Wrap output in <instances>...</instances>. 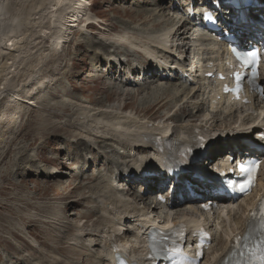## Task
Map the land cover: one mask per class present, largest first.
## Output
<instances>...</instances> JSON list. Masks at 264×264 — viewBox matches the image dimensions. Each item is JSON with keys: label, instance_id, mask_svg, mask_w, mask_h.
Masks as SVG:
<instances>
[{"label": "rangeland", "instance_id": "374dc122", "mask_svg": "<svg viewBox=\"0 0 264 264\" xmlns=\"http://www.w3.org/2000/svg\"><path fill=\"white\" fill-rule=\"evenodd\" d=\"M59 1L47 0L42 5V0H0V77H3L0 90L4 92L0 95V264H72L80 246L77 239L81 231L77 229L82 226L83 229H89L90 225L101 216L100 208L108 203L103 198V203H100L101 199L96 198L107 192L102 184L112 183L111 185L118 189L114 196H121L123 200H129L132 204L131 198L122 192L132 187V191L141 195L140 191L144 189V186L137 180L135 184L126 185L123 177L115 182L110 176H113L112 170L115 166L121 170L125 162L132 163V160L136 158L146 157L147 152L146 155L124 156V158L116 159L115 164L106 166L104 157L97 159L94 155L104 152L112 158H118L116 155L122 152L121 147L117 148L118 144H112L115 147L112 148L106 143L108 149L97 148L90 155L87 152L90 149L86 147V142H89L88 145L93 144V135L100 137L101 130L90 131L87 122L97 114L113 113L112 115H115L116 113L123 118L134 111L141 118L145 116L153 119L155 126H161L159 117L168 112L159 110V105L153 102L156 95L146 93L148 87L153 88L156 84V76L152 77L155 80H147L148 77H143L142 73L138 75L140 70L131 71L135 63L140 62L137 65L140 67L147 60L135 57L132 53L131 56H133L130 59L123 60L128 63L124 62L121 67L116 66V70L109 74L107 55L113 52L123 55L125 50L135 51L136 45H152V36L158 37L160 34L167 33L172 22L177 28L186 19V27L196 31L192 18L187 20L186 13L190 7L189 16L193 15L199 11L198 6L201 4L200 0H194V2L192 0H83L78 21H76L79 22V26L76 28V24L71 23L75 19L70 20L69 12L65 13L64 19L66 18L67 22L74 27L68 30L69 32L64 31L66 34L62 33L60 38L63 41L59 38L60 41L57 40L55 43L50 40L51 37L53 40V30L49 28L59 21L56 18L57 13L55 14L58 7L62 6ZM68 1L64 0L66 5ZM33 4L39 7L36 8L32 6ZM161 7L165 8L166 19L157 16L160 14ZM84 9L86 14L83 13ZM169 10L174 14L168 12ZM135 15H142V17L134 21L131 17ZM143 16L150 19L148 24L143 23L146 20ZM86 19H90L92 24V27L87 29L84 26ZM127 21L134 24L123 25ZM154 21L158 23L162 21L163 24L154 29L155 27H150ZM17 23L20 25L18 26ZM143 24H147L146 27ZM9 30L14 32L9 34ZM195 36H197L196 33L184 32L179 37L178 33L172 44L177 45L180 39L184 44L192 45ZM169 40L171 37L168 38ZM181 41H178V44ZM98 43L102 47L99 45L94 47ZM102 43L108 46V50L100 51L98 54V48H103ZM112 43L119 44L115 48L111 47ZM213 44L214 42L211 41L205 48H211ZM197 51V48L192 45L190 51L184 56L175 52L171 53L168 60L172 65L180 64L181 60L186 65L191 57L197 55ZM155 52H159L157 55L162 57L161 51ZM185 56L186 59H184ZM99 76L104 77L105 84L101 83ZM178 78L179 75H176L171 79L172 81L163 83L176 88L179 86L180 90H185L186 94L181 96L174 105L180 107L186 102L184 114L190 115L195 102L202 104L203 110L195 114L199 118L192 124L197 125L206 117L210 118L216 113L219 119L217 123H214L216 128L213 130L219 132L217 130L225 123L230 125L239 123L247 115H252V119L256 118L250 106L236 108L234 118L227 117L228 109L222 103L215 109H211L206 104L207 96L202 93H197V97L187 100V93L196 91L200 86L197 82L182 84ZM124 81H134V84L143 85L145 89L134 96L132 92L136 87L121 85ZM117 88L131 93L122 97ZM142 98H146V103H141ZM101 102L103 104L99 106ZM175 107H169L168 110ZM118 108H124L123 111L126 113L112 110ZM83 116L89 118L84 120L87 121L86 123L78 118ZM176 123L185 125L189 122L187 119H180ZM210 124L212 123L209 122L208 125ZM247 124L250 125L251 121ZM104 125H108L107 127L113 130L121 127L118 126L117 121ZM109 134L115 135L110 132ZM77 148L87 150L83 157L80 155V160L74 158H79ZM109 149L113 150L112 153ZM73 160L74 164H72ZM90 160L92 163L86 162ZM46 162L53 163L52 165L58 168L53 170ZM77 174L82 175L83 178L93 176L95 179L90 184L84 185V183H78L80 179ZM161 193L162 196H166L164 191ZM251 200V197L241 199L231 206L224 205L225 210H217L214 220L212 219L211 229L214 237L225 239L226 233L238 227L245 215L246 205H249ZM146 203L150 204V201ZM142 207L143 205L139 206V208ZM161 208V213L157 214L158 217H174L173 212H169L164 207ZM192 212L188 213L187 218L182 216L178 218L201 223L204 221V215L196 211ZM235 219L237 225L233 222ZM103 225L112 226L111 223L104 222L100 224V227ZM127 226V223L123 224L121 221L118 226L113 225L111 228L121 229L119 231L121 234L125 233L124 229ZM89 233L90 231H86V234ZM125 235L133 239V233H125ZM92 240H97L96 246H88L85 241L84 248L89 251L91 249L92 253H89L93 255L102 254L103 247L102 244H98L99 238ZM220 245L221 243L215 242L212 237L211 247L202 264H206L211 259V254L218 250ZM85 264L98 263L90 257Z\"/></svg>", "mask_w": 264, "mask_h": 264}, {"label": "bare ground", "instance_id": "6f19581e", "mask_svg": "<svg viewBox=\"0 0 264 264\" xmlns=\"http://www.w3.org/2000/svg\"><path fill=\"white\" fill-rule=\"evenodd\" d=\"M46 1L47 0H42V5L45 4ZM206 1H208V0L204 1V6H208ZM59 3L62 4V6L58 7L59 8L58 11L56 10V12H55V14L57 13L56 18L59 21L54 24L55 26L53 25L52 28H49V30L50 29L53 30V40L51 39L52 37L50 38V40L55 42V43H57V40L62 36V33L66 34V33H64V31L67 32L68 30L72 29V27H74L69 22H67L66 18L64 19V16L66 15L65 13L69 12V17L70 16L72 17V18L70 17V20H73V18L75 19L71 23H75L76 28H77V26H79V22H76V21H78V14L80 13L84 2H83V0H69L67 5H66L64 0H60ZM34 4H36V3H34ZM34 4L32 6L36 7V5H34ZM37 7H39V5ZM159 11H160V14L157 15L158 18L163 17L164 19H166L167 17L165 14V8L161 7V9ZM168 12H172V11L169 10ZM83 13L86 14L85 9H84ZM171 14L173 15L174 13L172 12ZM260 14H263V13H260ZM172 15H170V16L172 17ZM140 17H142V15H135V17H131V18H134L133 20L137 21L138 18H140ZM249 17H250V19H248V21H250V20L254 21V19H253L254 18V12L251 9L249 10ZM143 19H146L143 23L147 22V24H148V22L150 21V19L146 16H143ZM154 20H155V18H154ZM65 21L67 22V24ZM123 21H126V20H123ZM185 21H186V19H185ZM185 21H183L179 25V27H177V28H175L176 25L173 26V22H172L169 25L170 30L167 31V33L160 34L158 37L152 36V45H150V44L145 45V46L136 45L137 47L134 48L135 51H133V52L125 50L123 55H119L118 53H114V52L112 54L107 55L108 58L106 61L108 62L107 69H108L109 74H111L114 70H116V66L118 67V65H120L119 67H121V65L124 63V61H123L124 59H130V57L133 56V55L131 56L132 53H134L135 57H139V58H143V60H147L144 62L145 64H142L138 68L140 70V73L143 74V76H146V75L149 76L150 75L151 78L149 77V78H147V80H151V79L155 80L156 79V84L153 85V88H149V87L147 88L146 87L147 88L146 93L149 95H152V96L156 95L153 102H155L156 105H159L158 106L159 110H162V111L167 110V112H168L166 115L159 117V120L162 122L161 126L160 125L155 126V124H153L151 127H149V124H151L153 122V119H149V117L147 118L144 115H143L144 117L141 118L134 111L128 113L129 115L124 116L123 118H121L119 115H116V113H115V115H112L113 113H111V114L110 113H104L103 115L97 114L95 116H92L90 119L86 116L78 117L80 121H84L88 118L89 119L88 122L86 121L87 127H89L91 129L90 131H92L93 129L101 130V133H100L101 136L97 138L96 135H93L94 136L93 137V144L88 145L89 143L86 142L87 143L86 147H89V149H90L89 151H87L85 149L80 150L79 148H77L76 151L79 154V158L74 157L75 160H77V159L80 160L81 159L80 155H82V157H83L84 152H86V151L91 155V154H93V150H95L97 148L101 149V150L108 149L106 146V143H108V145H110L112 148H115L112 144H118L117 148L121 147L120 149L122 151V152L117 153L116 157H118V158H112V157L108 156V153H104V152L94 155V158H97V159L104 157L105 162H106V166H108V165L111 166L112 164H115L116 159L124 158V156H126V155H127L126 157H129V156H134L135 154L141 153V152H142V154L146 155V152H147L148 156H146V157L141 156V158L137 159L138 164L136 162H135V164H134V162H133V164L125 162L123 164L124 167L121 170L115 166L114 169L112 170L113 176H110L111 178H113L115 180V182H117L119 180V178H121L122 176L126 177V175H128L129 172L132 173V171H135V172H133V174H135V176H137L138 178L139 177L143 178V181L147 184L145 185L146 186L145 189L143 191H141V193H140L141 195H137L134 191H132V187L122 192L124 195L131 198V200L133 201V204H132V203H129L130 202L129 200H123V197H121V196H119V197L114 196V195H116L118 189L115 188L114 186H112L111 185L112 183L111 184H109V183L102 184L103 182H101V184L103 185V188L105 190H107V192H105V193L103 192L104 194L102 196L99 195L96 198L101 199L100 203H103V199H105V201L108 203H107V205H104V207L100 208L99 211L102 212V214H100L101 216L98 217V220H96V222H93L90 225L89 229H83V226L77 229V230L81 231L80 236L77 239V242L80 244V246L78 247L79 249L77 250V252L74 255L75 259L72 261V264H79V262H81V264H85L90 257L97 260L98 264H112V261H111L112 255L110 253L112 244L124 245L125 250H126V247H130L131 250H129V252L132 251L133 255L129 254L128 251L126 250L127 254L132 256L133 260L139 261V260H141V258H143L142 251L144 250V247H145V238L147 236L148 231L150 229H152L153 227H155V225H160V224L162 225V224H166L168 222L185 223L187 225V227H189V226L190 227H203V228L208 230L207 233H212L211 228H212V223H213L214 216H215V212L214 213L212 212L213 208L211 209V212L206 213L204 215L205 219L202 223L197 222V221H193V220H188V219H187V221H185L183 219L178 218L180 216L187 218L188 213H193L192 211H196V212L200 213V215H203L201 212H199L198 209L193 210V208L196 207L195 203H197L198 201H196V198L191 197L190 195H187V193L184 194L182 191L180 192L182 195V202L185 203L183 205H182V202L181 201L179 202L178 199H176V198H175V200L178 202H176V201H171L168 203L166 202L164 204V206H161V205H159L158 202H156L157 201L156 197H157V194L159 193V190H157V188H156L157 185H155V183L159 182V180L156 178H153V179L148 178L146 176V173H152V172H154L153 174H155V173L158 174V173H157V171L152 170L153 167L146 168L145 166H149L152 164L149 161V159H151V156H154L155 154L158 155L157 154V148L153 144L145 143L144 142L145 138H150L151 136H153L155 134L159 135L161 138H165L170 133L168 139L167 140L162 139V142H167V141L168 142H175L177 145H180L179 141H178L179 135L180 136H186L190 141H194L195 136H192V135H194V132L200 131L204 135V137L207 139V143L205 144L207 149L204 152V158H203L202 163L196 164V162L192 161L191 163H189L188 167L193 172V174L189 175V176L186 175V176L179 178V180L184 179V181H188L191 184H193L195 186L194 191L198 195H200L201 199L205 200L204 202H199L197 205V208H199L201 206V204H203L207 201H214L212 199L211 193H209V191L212 189L211 183L214 181V178H213V175H211L209 172H206L202 169L203 164L211 163V162H213V160H215V159L217 160V158L222 160L221 156L226 154V153H228L227 156L235 155L236 151L234 150V147H235V149L240 150V152L242 151L244 154L247 152H250L251 157L255 156L256 152L250 150V148L247 145H244L243 142H249V143L254 144L256 146L263 145V143L259 142V140L256 141V138L259 135L264 136V125L259 126V124L257 123L256 120L253 121V123H251V125H248L247 123L252 120L251 115H247L246 118H244L239 123L238 122L233 123L232 125H230V123H225L223 126H221V128L219 130H217L219 132H215L213 130L214 128H216L214 123H217V121L219 119L216 117L217 116L216 113L213 115L211 114L212 117H210V118L206 117L204 119V121L198 123L197 125L196 124L194 125V123L192 124V122H195L199 118V116H197L195 114L200 113L203 110L201 103L200 104H198L196 102L194 103V105H193L194 107L192 108V111H194L195 113H193L191 111L190 115L184 114L185 113L184 111H186V105H185L186 102L183 103L180 107L174 106L175 103L178 101V99L186 93H185L184 89L180 90L179 86H177V88H176L173 85H165L163 83L165 81H167V82L172 81L171 79L168 80L169 76H171V73H172L171 69L172 68L174 69V67L178 66L176 64H174V66H172V64L169 62L168 58L172 55L171 53H175V52H178L180 55L184 56V54H186L187 52L190 51V49L192 48V45L197 48L198 53L192 59L189 57L191 60L190 65H189L191 67H189V69H188V71H190L189 77L198 76L196 74H201L203 76L200 79L197 78L196 81H195V78H193V80H192L193 83L197 82L200 87H198V89L194 92L190 91L189 94L187 93V95H186L187 100H191V99H194L195 97H197L196 96L197 93H199V94L202 93V95L204 94L205 96L208 97V93L211 92V94L209 96L210 99L206 97V101L208 99V102L206 104L209 105L211 109H215L216 106H218L220 102H222L226 99L225 97H222L218 92H215V85L214 86L212 85V80H208V79L204 78V74H211L213 72V69L211 67H208L209 62H213L215 60V58L211 57L213 52L214 53L216 52L215 57L218 60L225 57L228 54V52H226L225 49H223L222 47L218 46V44L216 45L215 49L213 47H211V51L208 50L207 48H205V46H207L206 43H208L207 42L208 40L206 39V37L203 35H200L197 30L194 31L192 28H187ZM84 22H85L84 26H86L85 29L92 27L90 19H86ZM167 23H165V25ZM129 24H134V23L127 21L126 24H123V25H129ZM147 24H143V26L146 27ZM162 24H163L162 21L160 23L154 21L150 25V27H155L154 29H157ZM19 25L20 24H18V26ZM139 25H141V24H139ZM50 26H52V25H50ZM236 27H237V25H236ZM145 29H147V28H145ZM251 29H252V27L250 26V24H247V25H243L240 30L243 34H246V33H249L251 31ZM13 32H14V30L8 31L9 34H11ZM184 32L192 33V34L196 33L197 36H195V41L192 42V45L184 44L183 41H181L180 39L178 40L179 42L181 41L180 44H178V41H177V45H175V44L173 45L172 42L175 39L176 35L179 33V37H180V35H183ZM116 37H118V35ZM169 37H171V40L168 41ZM9 40H11V39H9ZM61 40L63 41V39H61ZM58 41H60V40H58ZM118 44L112 43L110 45H111V47L116 48V45H118ZM10 45H12V44H10ZM17 45H19V44H17ZM98 45H99V43L95 44L94 47H97ZM12 46H14V45H12ZM52 46H55V45H52ZM99 47H102V46L99 45ZM151 48H152V50H151ZM106 49L108 50V46L103 44V48L102 49L98 48L99 51L97 53L100 54V51L101 52L107 51ZM156 50L161 51L160 54H162V57H159L157 55V54H159V52H155ZM215 50H217V51H215ZM95 53H96V51H95ZM179 54H178V56H179ZM102 55H101V57H102ZM200 56L201 57L205 56L206 58H204V59L201 58V61H200V59H199ZM185 58H186V56H185ZM148 61H150V62H148ZM126 63H128V61H126ZM134 63L135 62H133V64ZM139 63H137V64L135 63V66L139 65ZM154 63H156V64H154ZM200 64H201V66L196 67V65H200ZM169 65H171L172 68H170ZM131 66H133V65H131ZM178 67H183V66H178ZM203 69H206V71H204ZM131 71L136 72V67L134 69H132ZM186 71L187 70L185 68H183L182 71L179 69L178 70L175 69V72L179 73L182 76L186 74ZM154 76H156L155 79L152 78ZM98 79H101V83L105 84V79L103 76L102 77L99 76ZM133 80H134V78H133ZM143 80L145 81L146 79H143ZM2 81H3V77L1 76L0 82H2ZM183 83L187 84L188 82H183ZM204 83H208L206 89L203 88ZM261 83H264V77H261ZM0 85H2V84L0 83ZM121 85L129 86V87H133V88L136 87L135 91L132 92L134 94V96L137 93H139L140 91H143L145 89L144 87H142L143 85L134 84V81L133 82L124 81ZM117 89L120 90L119 94H121L122 97H125L128 93H131V92H128L126 90L122 91L119 88H117ZM30 90H32V89H30ZM27 92H29V90H27ZM3 93L4 92L0 90V95H2ZM111 95H113V94H111ZM217 96H220V101L216 103V106H214L215 103H213V102L216 101ZM257 100L258 99L256 97H253V99L252 98L249 99L250 103L252 101H254L252 107L254 108L255 111H257V109H259V108L262 109V107H259L260 104L258 103ZM141 101H142L141 103H146V98L145 99L142 98ZM102 104L103 103L101 102L99 104V106ZM239 105H240V103L234 104V106H239ZM169 107H171V108L175 107L176 109L174 108L172 110H168ZM123 109L118 108V109H112V110L118 111V112H124ZM232 109L233 108H231V109L229 108L227 110L229 113V116L227 115V117L232 118L234 116V112ZM97 111H98V109H97ZM124 113H126V112H124ZM191 114L193 116H191ZM98 118H100V119H98ZM180 119H182V120L187 119L189 123L185 124V125H178L176 122H178ZM79 120H78V122H79ZM112 121L113 122L117 121L118 126H121V127L113 130V129H110L109 127H107L108 125H104V124H109ZM209 122H211L212 124L208 125ZM94 126H96V127L94 128ZM104 129H106V130H104ZM109 132L114 133L115 135L109 134ZM84 133H85V131H84ZM218 135H220L221 137L220 136L218 137ZM224 136L227 138V142L222 143V138ZM99 139L102 141H100ZM124 139H126V140H124ZM261 147H263V146H261ZM109 151L112 153L113 150L109 149ZM128 151H130L129 154H127ZM86 162L92 163L91 160L86 161ZM57 163H59V162H57ZM74 163L75 162L73 160L72 164H74ZM46 164L51 165L53 170H56L58 168V167H55L54 165H52L53 163L49 164L48 162H46ZM195 174H200L201 176H203L204 177L203 181H198L196 179H193L192 176ZM75 177H76V175H75ZM75 177H74V179H75ZM78 178L80 179V182H78V183H84V185L90 184L95 179L93 176L83 178L82 175H78ZM102 181H103V179H102ZM159 188L160 187H158V189ZM177 188H182V187L178 184ZM101 190H102V188H101ZM157 191H158V193H157ZM107 194H109V195L106 196ZM146 201H150V204L146 203ZM140 205H143V207L139 208ZM224 205H226V204L219 205L217 207L218 211L225 210ZM227 205L231 206L232 204H227ZM251 205L252 204H250L249 206L246 205V207L248 208L247 209L248 212H249ZM161 207L166 208L169 212H173L174 217H158L157 214L161 213V210H162ZM157 211H158V213H157ZM247 211H246V215L242 217V220H241L239 226L230 230L228 233L225 234V237H226L225 239L214 237V235H213V239L215 240V242H218V243L220 242L221 245H220V248L218 250H216L215 252H213V250H212L213 253L211 254V259L209 261H207L206 264H219L220 263L221 259L223 258L224 253L230 247L231 236L236 235L235 233L240 234L243 232L242 229L244 228V226L247 222V217H248ZM108 216H110L111 220ZM233 220H234V218H233ZM121 221H123V224H126V223L128 224V226L124 230H125V233H133V236H132L133 240L129 239L125 235V233H123V232L121 234H119V231L121 229L115 230L114 228H111V227H113V225L118 226L119 223H121ZM104 222L106 224L111 223L112 226L110 227L109 225H103L102 227H100V224L104 223ZM233 222H235V224L237 225L236 219ZM112 223H114V224H112ZM86 231H90V233L86 234ZM86 238H87V240H86ZM96 238H99L100 243H98V244H102L104 252L102 254L98 253V254L93 255V254H91L92 253L91 249L89 251V250H86L84 248L83 242L87 241L88 246L94 247V246H96L95 244H96L97 240H92V239H96ZM89 252H91V253H89Z\"/></svg>", "mask_w": 264, "mask_h": 264}, {"label": "snow or ice", "instance_id": "6c2138e0", "mask_svg": "<svg viewBox=\"0 0 264 264\" xmlns=\"http://www.w3.org/2000/svg\"><path fill=\"white\" fill-rule=\"evenodd\" d=\"M253 56H255V53H253ZM241 190H243L245 187H247V185H241Z\"/></svg>", "mask_w": 264, "mask_h": 264}]
</instances>
